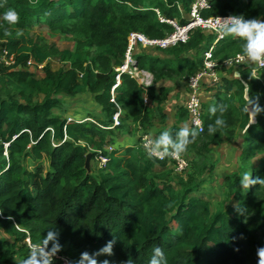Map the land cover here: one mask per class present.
<instances>
[{"label":"trees","instance_id":"1","mask_svg":"<svg viewBox=\"0 0 264 264\" xmlns=\"http://www.w3.org/2000/svg\"><path fill=\"white\" fill-rule=\"evenodd\" d=\"M194 1L0 0V52L5 48L16 59L12 68L0 63V231L10 238L0 239V264H21L29 254L27 241H42L50 229L60 233L63 250L59 255L74 262L82 252L94 253L115 240V254L98 260L122 264L131 258L134 264H149L153 248L160 247L168 264H258L257 248L262 247L264 236V187L244 190L240 177L250 172L253 179L264 178V112L252 123L242 108L245 83L250 96L264 107V69L258 72L259 79L249 78L247 64L233 66L238 69L235 77L220 75L225 69L222 62L242 52L239 39L224 37L213 49L220 79L203 83V95L209 99L202 105L204 131L191 126L185 106L178 108L177 124L168 130L175 136L187 126L199 133L186 152L199 157L191 162L187 181L177 184L176 162L149 157L139 142L104 152L110 159L97 175L84 169L86 155L92 154V162L98 155L90 150L104 151L109 143L106 136L123 130V124L110 128L116 112L113 96L122 106V122L132 120L150 132L157 118L165 121L163 107L170 97L166 87L157 86L164 80L190 79L203 69V54L216 37L197 30L186 44L147 49L162 51L160 57L137 49L134 56L139 69L154 79L146 90L128 74H120L121 82L114 88L129 35L165 38L174 28L160 17L184 25ZM210 1L204 17L264 18V0ZM8 9L19 13V24L4 21ZM35 27L60 31L75 38L76 45L63 50L50 46L30 36ZM5 30L12 35L6 36ZM17 30L23 32L19 37ZM52 56L64 66L52 69L48 65ZM30 59L45 64L43 71L26 69ZM86 93L93 96L104 119L94 116V122H68L69 117L55 114L63 109L60 96ZM220 103L226 105L227 126L210 135L208 126L216 116L209 108ZM238 133L244 140L241 164L224 176L223 199L213 211L212 201L200 195L201 178L207 172L212 146L233 141ZM44 159L49 167L46 173L39 163ZM28 160L35 163L33 171Z\"/></svg>","mask_w":264,"mask_h":264},{"label":"clouds","instance_id":"2","mask_svg":"<svg viewBox=\"0 0 264 264\" xmlns=\"http://www.w3.org/2000/svg\"><path fill=\"white\" fill-rule=\"evenodd\" d=\"M6 2L7 0H3V3ZM0 6L3 5L0 4ZM3 19L7 24L13 26L20 22L19 13L14 9H8L4 13ZM215 23L217 34L220 37H231L242 42V52L238 54L237 61L247 62L250 79H259L257 73L259 70L264 69V20L259 18L246 19L242 15H232L229 17H215ZM22 34L21 30H17V37ZM5 35L10 36L12 33L5 30ZM244 100L246 103L242 111L249 115L251 122L254 123L255 117L264 112V107L260 106L258 98L254 99L250 96V88L247 83H245ZM225 111L226 105L223 103L214 104L209 108L210 114L216 116V119L213 124L208 126V134H214L218 129L227 126L223 119ZM198 134L196 130L184 126L177 131L175 136L168 131H163L155 138L149 139L145 137L143 147L149 157L180 159L186 154L189 145L194 142ZM255 185L264 187V178L256 177L253 179L250 172L241 174L240 186L242 189L248 191ZM114 245L115 240H112L94 253L82 252L75 264H110L109 260L100 261L98 257L113 256L115 254ZM62 250L63 245L60 243V233L57 230L50 229L42 241L30 245L29 254L22 260L21 264H54ZM235 250L239 251V249ZM257 256L258 264H264V247L257 248ZM122 264H134V262L129 258ZM149 264H168L164 251L160 247L153 248Z\"/></svg>","mask_w":264,"mask_h":264},{"label":"rangeland","instance_id":"3","mask_svg":"<svg viewBox=\"0 0 264 264\" xmlns=\"http://www.w3.org/2000/svg\"><path fill=\"white\" fill-rule=\"evenodd\" d=\"M262 20H264V18ZM30 36L38 40L43 39L48 45L54 46L60 50L73 49L76 45L75 38L71 39L70 37H68V35L63 34L60 31H50L49 29L44 27H35L31 31ZM145 52L149 55L160 57L162 51L147 50ZM48 65L51 66V68L54 70H58L59 68H62L64 66L54 56L49 58ZM237 70L238 69L234 67L229 69L228 68L221 69L220 75L235 77L238 74ZM42 75L43 72L39 74V77H42ZM161 86L166 87L170 95L168 102L163 107V112L165 113L166 116L165 121L162 122L161 118H157L154 122L155 128L150 132H144L143 130H141V128H139L138 124L134 123L132 120L128 122L121 121L120 124L121 125L123 124L122 126L123 130L118 129L116 130V132H113L111 135L106 136L107 137L106 139L109 142L108 143L109 145L106 144L107 147L113 146L114 148H118L121 147L122 145L134 146L138 144L137 142L140 143L139 138L141 140L144 135H150L151 137L155 138L161 132L168 131L172 126L177 124V118H178L177 110L180 106L186 107L189 98V93H190L189 79L179 80V81L164 80L162 81V83H160L157 86V88L159 89ZM171 93L173 95H171ZM90 95L91 94H89L88 96V101H86L87 99L85 97L75 99L65 95L60 96V98L63 100V106H62L63 109L55 111V114L62 118L74 116L76 119H80L83 112V110L79 108L80 105L82 106V108H86V110L90 111L91 113L97 111L99 109V106L94 102L89 103L92 99ZM208 101H209L208 95L204 93L202 98V105L204 106V104L207 103ZM239 135L240 133H238L237 137L233 141H225L221 145L216 144L212 146V154L209 155V157H211V160L209 162V166L207 167V172L203 176V178H201L204 184L202 185L200 195L212 201L213 211L217 209V207L219 206V204L222 202L223 199L222 196L223 187L221 182L224 176L230 170L236 171L238 166L241 164L240 157L244 147V140ZM109 136H111L113 140H111L112 138ZM116 136H117V140L114 139L116 138ZM107 147H105L104 150L107 149ZM90 151L98 153V151L100 150L91 149ZM184 157H186L189 160L191 165L188 168V170L185 172L186 174L182 176L178 175L177 173L174 174V180L177 184H180L182 181L184 182L187 181L188 179L187 174L188 173L190 174V171H192L191 162L195 160L199 161V157H197L192 153L190 154L186 153L184 154ZM94 162L95 161L92 162V169L94 174L97 175L98 169L96 168V166H94ZM254 162L256 166L259 164L258 160H255ZM39 163L44 167L45 169L44 173L48 172L49 170L48 162L44 159ZM27 165L30 171L34 170L35 163L33 161L28 160ZM215 165L218 166L215 168ZM0 239H7L10 241V238L7 235H5L3 231H0ZM261 243H262V247H264V236L261 237Z\"/></svg>","mask_w":264,"mask_h":264},{"label":"built area","instance_id":"4","mask_svg":"<svg viewBox=\"0 0 264 264\" xmlns=\"http://www.w3.org/2000/svg\"><path fill=\"white\" fill-rule=\"evenodd\" d=\"M210 8H211L210 0H195L191 6V11L187 23H185L184 25L178 24L176 21L165 20L162 17H160L161 22H167L174 28L173 33L167 35L165 38L162 39H155V38L152 39L145 36L144 34L135 33V32L131 33L128 39V49L125 54V62L123 66L117 69L119 75L117 77V85L114 87L116 88L121 82L120 74L130 75L145 90L151 85H153L154 79L152 74L147 71L141 70L138 67L136 58L134 56L138 48L142 50H147V49L167 50L169 48L175 47L180 44H186L191 38V35L197 30L214 34L216 38L213 45L203 54V69L189 79L190 93L186 108L189 113L191 126L194 129H196L199 133H202L204 131V120H203V110H202L203 83L205 80H211L212 82L215 83L218 82L220 79L218 74L219 62L213 56V49L216 43L224 39V37L222 38L217 34L215 17H229V16L204 17L202 12ZM156 12L160 16L159 11L156 10ZM237 56L238 54L235 57L224 60L222 62V66L224 68H230L233 66L247 64V62L245 61L238 62ZM0 63L3 64L5 67H9V68L15 67L16 65L15 55H9L7 49L5 48L2 49L0 52ZM44 66L45 64L37 65L33 59H30L27 62V66L25 68L32 71H43ZM113 93L114 92L112 91V95ZM111 102H113L116 107V112L113 117V123L112 126L110 127L111 129H114L115 127L119 126L121 123L123 109L122 106L116 102L114 96L112 97ZM145 103H148L147 98H145ZM85 120L94 122V120L91 118ZM67 121L76 122V120H74L73 118H68ZM145 137L149 139L153 138L150 135H144L142 137L139 144L143 149H144L143 145L145 142ZM80 143L83 146H85V143L83 142ZM112 150H114V148L111 146L105 149L104 151L101 150L98 151V155L94 160L95 161L94 166H96L98 170L104 169L107 166L110 159L108 154ZM104 152L108 154H105ZM156 159H158L159 161H163L165 158L164 159L156 158ZM173 160L176 162L175 170L177 173L183 174L188 170L189 162L187 159L181 157L180 159H173ZM27 243L31 245L29 240L27 241ZM58 259L61 261V264H75V262L71 258L65 255H59Z\"/></svg>","mask_w":264,"mask_h":264},{"label":"crops","instance_id":"5","mask_svg":"<svg viewBox=\"0 0 264 264\" xmlns=\"http://www.w3.org/2000/svg\"><path fill=\"white\" fill-rule=\"evenodd\" d=\"M173 95V94H172ZM202 95H203V93H202ZM88 96H89V94L88 93H86V94H82V95H78V96H76V97H72V98H75V99H78V98H86L87 100L86 101H88ZM90 97L92 98L91 99V101L89 102V103H95V101H94V98H93V96L92 95H90ZM88 103V102H87ZM82 105H85V104H82ZM87 105V104H86ZM79 108L80 109H82L83 110V112H82V116H81V118L80 119H76L74 116H69V118H73L74 120H76V121H78V120H85V119H88V118H92V119H94V116H96V117H98V118H100V119H104V116H103V113L101 112V108L99 107V109L97 110V111H94V112H90V111H87L86 110V108H82V106L80 105L79 106ZM126 110H124V112H125ZM64 119H67L66 117H63ZM115 132H116V130H115ZM123 134V133H122ZM120 135V134H119ZM118 136V135H117ZM117 136H116V138H114L115 140H117ZM140 137V136H139ZM112 138V137H111ZM113 147V146H112ZM121 147H128V145H125V146H121ZM108 148V147H107ZM114 148V147H113ZM119 148V147H118ZM115 149H117V148H115ZM233 170H230L228 173H230V172H232ZM228 173H226V174H228ZM207 199V198H206Z\"/></svg>","mask_w":264,"mask_h":264},{"label":"water","instance_id":"6","mask_svg":"<svg viewBox=\"0 0 264 264\" xmlns=\"http://www.w3.org/2000/svg\"><path fill=\"white\" fill-rule=\"evenodd\" d=\"M84 169L87 171L88 174H92L93 173V169H92V154L91 153H88L86 155V161H85Z\"/></svg>","mask_w":264,"mask_h":264}]
</instances>
